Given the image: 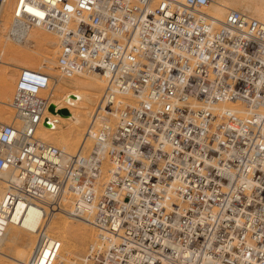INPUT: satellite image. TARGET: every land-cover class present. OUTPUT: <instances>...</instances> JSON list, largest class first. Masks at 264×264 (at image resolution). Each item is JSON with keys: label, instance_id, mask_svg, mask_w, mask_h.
Here are the masks:
<instances>
[{"label": "built area", "instance_id": "2783aa9c", "mask_svg": "<svg viewBox=\"0 0 264 264\" xmlns=\"http://www.w3.org/2000/svg\"><path fill=\"white\" fill-rule=\"evenodd\" d=\"M212 1H15L12 37L53 33L59 76L101 75L104 93L69 155L36 136L57 77L19 73L0 243L37 221L31 264H56L46 223L68 204L96 231L80 264H264V24L218 22Z\"/></svg>", "mask_w": 264, "mask_h": 264}, {"label": "bare ground", "instance_id": "6f19581e", "mask_svg": "<svg viewBox=\"0 0 264 264\" xmlns=\"http://www.w3.org/2000/svg\"><path fill=\"white\" fill-rule=\"evenodd\" d=\"M14 5L15 2H13V0H0V35L9 29L8 36L11 37L13 42L21 46L29 45V42L33 43L44 40L46 41V44L51 43L49 42V39L55 35L44 30L43 28L38 27L26 29L19 26L18 29L22 31H20L21 38L17 39L12 37L11 32L17 28V25H15L16 23H14L13 18L12 22L11 20L4 21L3 19L7 16L13 15ZM229 10L247 13L252 18L264 24V0H213L205 11L209 16L213 17V19L217 20L218 22H222L224 21L226 13ZM50 35H52V37H50ZM7 39L9 40V38ZM58 44L59 42L57 43V46ZM27 58L30 59V57ZM43 64L46 70L55 71L53 68V60L51 58L45 59ZM24 69L28 68H19L20 71ZM58 77L61 79L63 78L61 76ZM79 77H83V80L76 79L75 76L65 78L68 81H72V84H69L71 85V88H69L66 93L64 90L59 89L61 96L58 95L53 101H51V103L56 105L57 108L54 111L52 109L44 116L42 125L37 130V135L40 138L36 135L37 138L43 142H49L53 146H59L58 149L61 148L60 150L64 151L65 153H67V149L72 150L73 148L77 149L75 151L76 153L85 143L86 130L104 93V79L101 75L80 74ZM0 91L2 94H11L13 89L11 88V84H9L8 81L2 80L0 83ZM64 97L65 99L63 100ZM12 98L13 97L10 98L11 101L9 100L10 103L3 101L0 102V104L10 107L13 112ZM52 98L53 92L50 94V100ZM229 107L234 108V105H230ZM63 110H65L67 113H61ZM54 120L59 121L60 126L57 125ZM0 125L6 124L0 123ZM58 127L61 132L58 135L53 134L55 129H58ZM75 153H70L69 155H74ZM11 177V171H5L1 174L0 202L4 190L7 187L6 182L10 180ZM36 226L37 221L33 223L27 221L23 222V226L17 228L23 231L24 234H21L16 230H13V232L11 227L16 226H7L0 243V264H31V260L37 249V241L34 235ZM46 228L47 232L60 242V251L58 252L56 264H77L76 261V263L69 261V256L71 257L73 253L74 245L89 239L92 240L89 244H92L96 240L95 235L92 234L88 236L90 228L94 229L92 225H90L89 220L74 216L71 213L70 206L68 204H65L62 207V210H60L58 213H53L49 216L47 219Z\"/></svg>", "mask_w": 264, "mask_h": 264}, {"label": "rangeland", "instance_id": "374dc122", "mask_svg": "<svg viewBox=\"0 0 264 264\" xmlns=\"http://www.w3.org/2000/svg\"><path fill=\"white\" fill-rule=\"evenodd\" d=\"M15 1L16 0H13V2H15ZM11 5H12V1H11ZM9 12H10V8H9ZM12 18H13V15H10V16H7L6 18H4L3 20L4 21L11 20V22H12ZM11 22H10V25H11ZM8 30L9 29H7L4 33H2L0 35V83L2 82V80L8 81V83L11 84V88L13 89V91L11 92V94L10 93L2 94V92L0 91V102L6 101V102L10 103V101H11L10 98L13 97L15 85H16V82L18 79V75L21 72L19 70L20 67H27L30 70H42L51 76L57 77L56 83L54 84V86H52L51 94L53 92V98L51 99V101H53L56 98V96H58V95L61 96V94L59 93V89L64 90L66 93L69 90V88H71V85H69V84H72L71 83L72 81L71 80L68 81L65 78H62V79L59 78L58 77L59 74L55 69V62H56L57 50H58L57 37L56 36L52 37V35H50V37H52V38L49 39V42H51V43H48V44H46V41L44 40V41H37V42H33V43L29 42L30 43L29 45L21 46V45H17L15 42H13L11 40V37L8 36ZM7 38H9V40ZM27 57H30V59H28ZM47 58H51L53 60V65H54L53 68L55 71L46 70V68L44 67L43 62ZM79 76L80 75H76L75 76L76 79L83 80V77L81 78ZM9 95H11V96H9ZM65 95H67V94H65ZM6 96H7V98H6ZM8 96H9V99H8ZM64 99H65V97L63 98V100ZM12 120H13V112L10 109V107H6V106H3L2 104H0V123L8 125L11 123ZM54 121L57 125L60 126L59 121H56V120H54ZM60 132H61V130L58 127V129H55L53 134L58 135ZM47 143H49V142H47ZM54 147L59 148V146H54ZM76 150H77L76 148H73L72 150L67 149L66 151L68 154H70V153L73 154V153H75ZM11 228H12V231L16 230V231H19L21 234H24V232L21 231L20 229H18L17 227H11ZM92 234L96 236V231L94 229L90 228L88 236H90ZM89 240L84 241L85 244H84V242H82V243L75 244L76 246L74 245L73 253H72L71 257L69 256L70 262H74V263L77 262V264H80L84 254L86 253V251L90 245L89 243L92 241V240H90V241ZM77 245L79 248L77 247ZM80 253H81V255H80Z\"/></svg>", "mask_w": 264, "mask_h": 264}, {"label": "water", "instance_id": "95a60500", "mask_svg": "<svg viewBox=\"0 0 264 264\" xmlns=\"http://www.w3.org/2000/svg\"><path fill=\"white\" fill-rule=\"evenodd\" d=\"M50 110H52V109H50ZM61 113H66V111H65V110H63V111H61Z\"/></svg>", "mask_w": 264, "mask_h": 264}]
</instances>
